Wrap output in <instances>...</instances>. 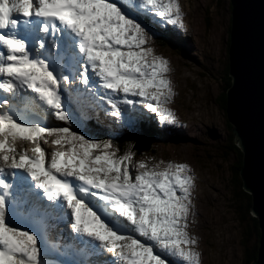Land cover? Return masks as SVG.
<instances>
[{"label": "snow or ice", "instance_id": "1", "mask_svg": "<svg viewBox=\"0 0 264 264\" xmlns=\"http://www.w3.org/2000/svg\"><path fill=\"white\" fill-rule=\"evenodd\" d=\"M162 26L185 29L179 0H0V264H201L192 168L88 135L89 111L180 126Z\"/></svg>", "mask_w": 264, "mask_h": 264}, {"label": "rangeland", "instance_id": "2", "mask_svg": "<svg viewBox=\"0 0 264 264\" xmlns=\"http://www.w3.org/2000/svg\"><path fill=\"white\" fill-rule=\"evenodd\" d=\"M179 3L185 29L177 39L186 40L179 43L185 46L183 54L176 46L160 47L153 40L150 43L155 54L169 61L175 92L169 107L180 126H169L168 132L175 139L156 141L150 152H137L133 146L131 151L135 153V161L149 158L153 162L187 163L192 168L195 215L189 231L198 240L201 264H245L243 241L247 225L238 221L232 199L231 165L236 155L225 156L229 129L226 114L218 103L227 84L231 3L230 0H179ZM56 138L47 137L49 141ZM45 146L51 151L58 150L51 143ZM120 147L129 150L126 143ZM246 238V247L257 245V233L249 232Z\"/></svg>", "mask_w": 264, "mask_h": 264}, {"label": "water", "instance_id": "3", "mask_svg": "<svg viewBox=\"0 0 264 264\" xmlns=\"http://www.w3.org/2000/svg\"><path fill=\"white\" fill-rule=\"evenodd\" d=\"M227 122L242 152L239 170L259 230L256 259L264 264V0H230Z\"/></svg>", "mask_w": 264, "mask_h": 264}, {"label": "trees", "instance_id": "4", "mask_svg": "<svg viewBox=\"0 0 264 264\" xmlns=\"http://www.w3.org/2000/svg\"><path fill=\"white\" fill-rule=\"evenodd\" d=\"M228 42H229V40H228ZM226 72L228 74V66L227 65H226ZM225 80H227L226 87H224L225 91L224 92L222 91V93L218 97V103L224 112H225V108H226L225 93H226V91H227V89L231 83V79H230V77H228V75H227ZM226 124H227L228 129H229V136H228V139L226 140L227 143L225 144L227 151H224V153H225V156L228 153H234L236 155L235 161L231 165V172L233 175V179H232L233 197H232V199L234 198V201H235V206H236L235 214L237 216L238 221L240 220L243 224L247 225L246 226L247 229L244 232L245 238L243 241V245L245 246L244 262H245V264H252V262L256 259L257 245H253L250 248L246 247L247 246V238L246 237H249V232L252 234L257 233L259 236V231H258V227H257V220H256V218L249 216L250 195L247 194L243 190L242 182H241L240 175H239V169H240L241 164H242V152L236 146V143L234 141V136L232 133V126L228 122ZM123 144H125V142L123 140L119 141V146H122ZM126 144L134 145L133 147L135 148V150L137 152H140L141 150H145V151L151 150L150 146L152 145V142H149L148 138L135 137L131 140V143L128 142ZM225 145H223V146H225ZM249 222H251L250 229H249Z\"/></svg>", "mask_w": 264, "mask_h": 264}, {"label": "bare ground", "instance_id": "5", "mask_svg": "<svg viewBox=\"0 0 264 264\" xmlns=\"http://www.w3.org/2000/svg\"><path fill=\"white\" fill-rule=\"evenodd\" d=\"M164 35V34H163ZM155 124V123H154ZM151 127V126H150ZM196 191V190H195ZM196 210V209H195Z\"/></svg>", "mask_w": 264, "mask_h": 264}, {"label": "clouds", "instance_id": "6", "mask_svg": "<svg viewBox=\"0 0 264 264\" xmlns=\"http://www.w3.org/2000/svg\"><path fill=\"white\" fill-rule=\"evenodd\" d=\"M259 231V230H258Z\"/></svg>", "mask_w": 264, "mask_h": 264}]
</instances>
